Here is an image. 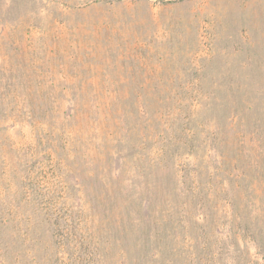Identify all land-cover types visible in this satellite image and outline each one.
I'll return each instance as SVG.
<instances>
[{
  "label": "rangeland",
  "instance_id": "rangeland-1",
  "mask_svg": "<svg viewBox=\"0 0 264 264\" xmlns=\"http://www.w3.org/2000/svg\"><path fill=\"white\" fill-rule=\"evenodd\" d=\"M7 249L264 264V0H0Z\"/></svg>",
  "mask_w": 264,
  "mask_h": 264
},
{
  "label": "trees",
  "instance_id": "trees-1",
  "mask_svg": "<svg viewBox=\"0 0 264 264\" xmlns=\"http://www.w3.org/2000/svg\"><path fill=\"white\" fill-rule=\"evenodd\" d=\"M165 102H167V101H165ZM179 107H180V105H179ZM175 123V124H174ZM176 123H177V119H174V120H172V122H171V129H173V131H174V128H176ZM196 126L194 125V126H192V128L190 127L189 128V131H187V132H184L185 134H186V137L189 135V137H190V141H192V143L191 144H194V143H196V141H197V132L194 130V128H195ZM177 132V131H176ZM178 133V132H177ZM183 133V131L180 133V134H184ZM186 137L184 138L185 140H186ZM172 146H173V144H172ZM183 146H186V147H188V144L184 141H182V142H179L178 143V145L176 146V150H179L178 148H182ZM185 147V148H186ZM184 150V149H183ZM156 186V185H155ZM146 187V186H145ZM145 187H143L142 186V188H144V189H146ZM148 188V187H147ZM135 196H133V198H134ZM143 203H144V205H143ZM141 204L143 205V206H145V207H147V203H146V201H143V202H141ZM161 210V209H160ZM156 211H159V210H156ZM160 212V211H159ZM159 212H156V213H159ZM154 214V213H153ZM148 217V215H146V218ZM154 218H156V217H154ZM148 219V218H147ZM135 220H137L135 217H133V222L135 223L136 221ZM157 221V220H156ZM133 222H132V224H133ZM148 223H151V222H149V220H148ZM155 223H157V222H155ZM154 223V224H155ZM146 232H149V231H146ZM151 236V235H150ZM18 242V241H17ZM13 244H15L14 242L12 243V246H11V248H13V246L16 248L17 247V243H16V245H13ZM138 244V243H137ZM110 246H111V244H110ZM10 249V248H9ZM9 249H7L6 251L4 250L2 253H1V261H0V264H19V262L20 261H16V259L15 258H13L14 257V254L12 253V251L14 250H9ZM22 262H24V261H22ZM24 264H25V262H24Z\"/></svg>",
  "mask_w": 264,
  "mask_h": 264
}]
</instances>
